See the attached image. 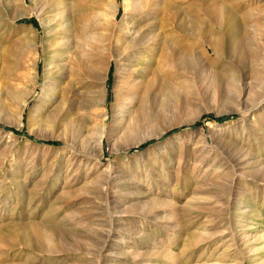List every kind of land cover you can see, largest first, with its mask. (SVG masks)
I'll return each mask as SVG.
<instances>
[{"label":"rangeland","instance_id":"374dc122","mask_svg":"<svg viewBox=\"0 0 264 264\" xmlns=\"http://www.w3.org/2000/svg\"><path fill=\"white\" fill-rule=\"evenodd\" d=\"M54 1L25 0L31 12L14 19L0 4V264H264V101L255 107L264 82L248 75L264 56V23L253 26L263 16L252 14L258 0H229L243 4L232 17L242 25L246 69L214 12L220 0H152L167 40L139 46L133 63L146 67L145 95L128 132L115 122L100 150L70 124H29V115L44 81L56 78L82 102L79 120L106 111L110 126L111 104L131 77L115 35L124 2L78 1L97 3L102 21L83 55L64 45ZM57 50L67 52L65 69L44 74ZM14 92L25 100L20 124ZM70 135L75 142L65 143ZM31 226L52 230L51 247Z\"/></svg>","mask_w":264,"mask_h":264},{"label":"bare ground","instance_id":"6f19581e","mask_svg":"<svg viewBox=\"0 0 264 264\" xmlns=\"http://www.w3.org/2000/svg\"><path fill=\"white\" fill-rule=\"evenodd\" d=\"M19 1H20V3H18L17 6H15L13 4L14 0H0V4L3 5L4 8L7 10V14L9 16H11V18L14 19V18L20 17L24 14L31 12V9H27V10H26V8L24 9V6L26 5L25 0H19ZM52 1H54V0H52ZM78 1L79 0H55L54 1L56 4L55 10L58 11V18H60L59 23L63 24V28H61V29H62L64 34H62V35L65 36L67 39L64 41V42L67 41V43L64 45H67L69 43L72 47L79 49L83 55L84 54L86 55L87 54L86 49H88V47L90 46V44L93 41V40H91L93 37H92V35H90V33L92 31H94L97 28V26L99 28V26L102 24V21L100 22L101 19H98V17L100 18L99 14H101V13H98V11L100 9H97V8H99L97 3H95L97 5L96 6L95 4H90L91 2L90 3L85 2V4H84V3H80ZM250 1H252V0H250ZM123 2H124V4H123L124 5L123 6L124 7V13H123L122 17L119 20V23L117 24V26L115 28V35L117 33V36H116L117 42L116 41L115 42L119 45V48H121L123 50V52L121 54L123 56H125V58H127L126 59L127 61H129V65H130L129 66L130 67L129 68V72H130L129 75H131V77L127 78V79H129L128 83L126 84V86L123 87L122 91H120V93L118 94V96L116 97L114 102L111 104L112 119H111L110 126L108 127V125L106 123V120L108 117V113L106 111H103L100 114L98 121L93 122V121H91L90 118L85 117V116H82L81 119L79 120V118H77L78 117L77 114L79 111L78 110L79 108H77V106L79 104H81L82 102L78 101V100L75 101L73 99H69L67 96V94L69 92L68 91L69 87H68V89L65 88V90H64L63 86L60 85V88H58L59 81L56 78L53 79L52 81H49V80L44 81L43 92L41 93V95L39 97L40 102L34 108H32L30 111V115H29V122L30 123L29 124H34L36 122L39 124L45 123V122H49V123L50 122H52V123L57 122L61 125L70 124L73 128L76 129V132H74L73 134L74 135H76V134L80 135L82 141L84 139H86L87 137L91 136L93 144L98 148V150H100V148H101V143H102L103 139L110 140V137L112 135L113 125H115L114 124L115 122L117 123L118 132L123 133V135L126 134V133H124V131L128 132L127 130H125L129 125L128 120L131 119L130 117H133L137 108L139 107L138 105L141 103V101L145 95L144 92H145V88H146V86L144 85V81L141 80V77H143L142 74L145 72L146 67L145 66L134 67L135 64L133 63L134 60L138 59L141 56L142 52L140 51L141 48L139 46L144 45V44H145V46H148L149 41L153 40V39H156L157 41H159V43H158V45H159V44L165 43V41L167 39H164L165 36L160 33V30H156L157 29L156 25H155L156 16L154 15L155 10L150 9L151 8L150 4L154 5L156 1L153 2L152 0H123ZM258 4H260V6H258V7L256 6L255 8H253L252 14L254 13L256 16L263 14V16L261 17L262 20H260L261 18H257L254 21L253 26L255 28L260 27L258 22L262 21L264 23V20H263L264 19V0H258ZM53 5H51V6H53ZM241 5H243V4H235L233 2H230L229 0H220L218 3H216V5L214 7V12L217 14H220V17L223 16V23L222 24L224 27V35H225L226 39L228 40L229 44H231L232 41L236 42L235 49L234 48H233L234 50L232 48L231 49L233 50V52H236V56H237L236 59L238 60L239 66L241 68L246 69L247 65L245 64V62L248 59V57L246 56L245 52L243 51L245 49V47L243 49V46L245 45V41H244L245 39L243 37L244 34L242 33L243 29L241 28L242 27L241 23L238 22L239 20L237 21L236 19H234V17H235L234 11L237 10V12H238V10H240L242 8ZM112 9H113L112 15L115 16L117 11H118V5L116 2L113 3ZM128 9L130 11L126 12ZM210 11H211V9H210ZM104 15H105V13H104ZM212 15H215V14H212ZM232 16H234V17H232ZM219 19L222 22V19L221 18H219ZM180 20H182V19H179V21ZM214 20L216 21V19H214ZM219 22H218V24L220 25L221 22L220 23ZM108 25H109L108 22H105L102 26L108 27ZM59 28H60V26H59ZM94 34L96 35V33H94ZM168 39H169V37H168ZM24 44L25 43L22 42L18 46V49H20V48L22 49L25 46ZM62 45L63 44L61 42V46ZM62 47H64V46H62ZM144 48H146V47H144ZM79 50H77V51H79ZM225 50H227V49H225ZM224 52H226V51H224ZM66 53L67 52L64 50L62 52H58V50H57V52L54 55V59H52L50 61V66L48 65L49 67L47 66V63H46L44 74H46L48 72L49 68L51 69L52 73H57V72L59 73L60 69L64 70L67 61L66 60L64 61L63 59H64V57H66ZM171 53H172V51H171ZM174 56H175V51H174ZM182 56H184V55H181V57ZM252 62H253L252 66L254 68L249 66L250 68L248 69L249 70L248 75L251 74V75L260 76L262 78V81L264 82V56H260L259 59H256L254 61L252 60ZM105 64H107V63L102 64V66L103 65L106 66ZM75 65H79V64H75ZM93 66H94L93 64L89 63V65L87 67L91 70V69H93ZM256 66H260L261 68H258ZM240 67H238V68H240ZM68 68H70V67H68ZM65 77H68V76H65ZM242 77H243V75H242ZM232 79H233V77H232ZM68 82L71 86H74V84L76 82L78 83V81L75 82V80L73 78H69ZM235 82H236V85L237 84L239 86L242 85L241 81H239L240 83L237 81H235ZM77 83H76V85H77ZM61 86H62V88H61ZM77 88H82V85L81 86L79 85ZM77 88H76V90H78ZM83 88H85V87L83 86ZM72 93L75 94V92H72ZM83 93H87V92L83 91ZM100 93H101V98H100L99 102L103 103L104 98H105V85H102L100 87ZM10 96L15 98L16 108L18 110V113H16V115H17L16 118H17L18 124H20L21 118H22V114H21L20 109H21V107L25 101L24 96L22 95V93H19V92L11 93ZM82 97H84V95ZM83 99H84L83 100L84 102L87 101L86 100L87 98L86 99L83 98ZM263 101H264V96L261 97L260 99H258V101L255 103V107L258 106V104L263 103ZM95 104H96V102H95ZM79 113H80V111H79ZM125 121H127V123ZM135 121L140 123V124H141V122L144 123L143 122L144 120L140 116L136 117ZM134 126H135V123L131 124L130 129H134L135 128ZM114 127H116V126H114ZM84 128H85V131L83 130ZM66 142L74 143L75 139L73 138V135H70V140L66 139L65 143ZM84 147H85V145H84ZM84 147H82V148L84 149ZM75 150H76V148H75ZM67 184L73 185L74 184L73 179L69 178L67 180ZM83 185H84V183H83ZM83 185H82V187H83ZM29 229H30V232L33 233L39 241H42L43 243L45 242L48 247H51L52 243H51L50 233L52 230H50L48 228L42 230L41 228L36 227V226H33V227L31 226ZM14 230H17V227L14 228ZM23 234H24V231H23ZM21 242L23 243V241H21Z\"/></svg>","mask_w":264,"mask_h":264}]
</instances>
